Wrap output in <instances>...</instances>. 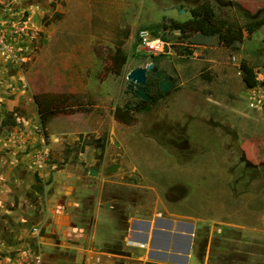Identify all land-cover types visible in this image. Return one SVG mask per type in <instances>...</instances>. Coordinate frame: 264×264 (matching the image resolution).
<instances>
[{"label":"crops","instance_id":"crops-1","mask_svg":"<svg viewBox=\"0 0 264 264\" xmlns=\"http://www.w3.org/2000/svg\"><path fill=\"white\" fill-rule=\"evenodd\" d=\"M4 2L0 24L20 15L41 39L23 68L0 55V264H31L39 245L42 264H264V231L236 194L230 205L218 201L214 219L198 220L157 207L135 215L114 193L123 185L116 177L125 150L111 142L116 131L105 122L120 120L123 74L140 67L130 62L133 36L97 30L92 0H23L17 9ZM55 13L61 20L44 25ZM65 117L82 123L51 134L49 126Z\"/></svg>","mask_w":264,"mask_h":264},{"label":"rangeland","instance_id":"rangeland-1","mask_svg":"<svg viewBox=\"0 0 264 264\" xmlns=\"http://www.w3.org/2000/svg\"><path fill=\"white\" fill-rule=\"evenodd\" d=\"M20 1L6 0L2 5L12 2L17 9ZM92 2L96 3L92 12L99 24L95 25L97 30L103 26L104 34L123 30L133 36L132 64L146 66L155 61L181 88L151 111L134 112L129 121L105 122L107 129L112 125L116 131L111 142L122 143L125 150L123 174L116 177L123 185H114V193L129 203L135 215L145 217L157 207L191 214L198 220L214 219L218 201L223 199L230 205L232 194H236L241 202L249 203L251 221L255 212V225L264 231V87L247 89L240 71L245 60L255 68L259 79H264V27L253 34L248 30L250 22L264 21V0ZM203 3L214 7L219 19L242 26L244 41L235 49L226 47L218 37L195 34L186 39L178 32L158 28L170 19H191V10ZM10 9L7 7L4 13ZM15 16H19L17 20L5 24L27 23L26 18ZM29 28L35 42L28 48L34 54L41 33L36 25ZM142 30L164 42L162 54L141 50L138 40ZM127 71L124 83H128ZM109 93L114 95L116 90L112 88ZM126 96L122 108L127 104L133 108V96L130 92ZM81 123L70 117L58 119L49 126L50 133L62 134ZM241 209L247 207L241 205ZM202 233L205 239L207 229ZM263 236H258V241L263 242Z\"/></svg>","mask_w":264,"mask_h":264},{"label":"trees","instance_id":"trees-1","mask_svg":"<svg viewBox=\"0 0 264 264\" xmlns=\"http://www.w3.org/2000/svg\"><path fill=\"white\" fill-rule=\"evenodd\" d=\"M191 19L181 22L174 19H170L168 22L158 25V28H163L165 31L178 32L186 39H191L195 34H200L206 37H218L220 42L228 48H236L237 44L244 41V34L242 26H239L235 22H229L227 20L219 19L216 10L208 3H203L200 6L191 10ZM61 14L55 13L53 18L46 17L43 21L44 25H50L52 22L61 20ZM264 27V21H252L248 24V30L250 33H255ZM158 60L159 58H153ZM126 57L123 60L125 64ZM156 69H159V65L153 62ZM240 71L242 80L247 89L253 90L260 86L264 87V79L260 80L255 68L247 61H242L240 65ZM203 79H206L205 74L201 75ZM181 88L176 86L172 92H177ZM170 95V94H169ZM158 97H156L157 99ZM137 110L135 108L126 105L125 109H120L119 119L129 121L128 118L134 115ZM64 111H57L55 114L63 113ZM44 127H45V122Z\"/></svg>","mask_w":264,"mask_h":264},{"label":"built area","instance_id":"built-area-1","mask_svg":"<svg viewBox=\"0 0 264 264\" xmlns=\"http://www.w3.org/2000/svg\"><path fill=\"white\" fill-rule=\"evenodd\" d=\"M35 38L31 34L30 28L25 22L0 24V55L10 65L23 67L28 64L29 58L33 53L28 44H34ZM139 46L141 50L147 51L149 54L159 55L165 49V44L161 40L153 38L148 30H142L139 34ZM48 154H41L39 160L41 162L48 161ZM32 233L40 234V228H33ZM129 246L140 247L144 249L145 244H139L134 241H129ZM44 248L39 245L35 251L32 252L31 264H42L44 258Z\"/></svg>","mask_w":264,"mask_h":264},{"label":"water","instance_id":"water-1","mask_svg":"<svg viewBox=\"0 0 264 264\" xmlns=\"http://www.w3.org/2000/svg\"><path fill=\"white\" fill-rule=\"evenodd\" d=\"M153 69L152 65L150 66H140L137 67L136 69L132 70L128 76L127 80L130 84V86L134 87L135 89V95L136 98L140 97L144 102H148L151 100L150 93L151 90L149 88V81H150V75H151V70ZM157 77L161 75V72H158ZM175 88V82L173 80L171 81H164L160 85V90L158 93H167L171 91L172 89ZM148 110L151 109V107L147 108ZM110 172H115L116 168L115 166H112L109 169ZM92 175H96L95 171L92 172Z\"/></svg>","mask_w":264,"mask_h":264},{"label":"flooded vegetation","instance_id":"flooded-vegetation-1","mask_svg":"<svg viewBox=\"0 0 264 264\" xmlns=\"http://www.w3.org/2000/svg\"><path fill=\"white\" fill-rule=\"evenodd\" d=\"M152 65L153 69L151 70V75H150V81H149V88L151 90L150 93V97L151 100L148 102H144L142 100V98L138 97L136 98L135 95V89L134 87L130 86L129 82L127 83V93H131V95L134 98V101L132 103L133 108H135L137 111L140 112H144V111H151L152 109L156 108L158 105H160L163 101H165L168 97L169 94L172 93V91L174 89H172L171 91L167 92V93H158V91L160 90V85L164 82V81H171L172 79L166 75L165 72H163L160 68L157 70L155 65L153 63L148 64L146 66H150ZM161 72V75L159 77H157V73ZM156 97H158L156 99ZM148 107H151V109H147Z\"/></svg>","mask_w":264,"mask_h":264}]
</instances>
